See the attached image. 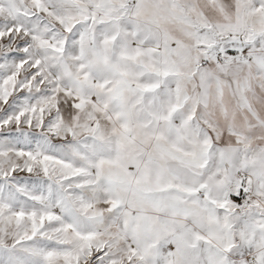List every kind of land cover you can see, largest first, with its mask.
I'll return each mask as SVG.
<instances>
[{"label": "snow or ice", "instance_id": "obj_1", "mask_svg": "<svg viewBox=\"0 0 264 264\" xmlns=\"http://www.w3.org/2000/svg\"><path fill=\"white\" fill-rule=\"evenodd\" d=\"M0 264H264V0H0Z\"/></svg>", "mask_w": 264, "mask_h": 264}]
</instances>
